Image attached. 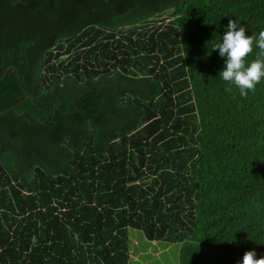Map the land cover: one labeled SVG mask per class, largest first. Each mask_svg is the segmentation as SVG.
Wrapping results in <instances>:
<instances>
[{
    "label": "trees",
    "instance_id": "1",
    "mask_svg": "<svg viewBox=\"0 0 264 264\" xmlns=\"http://www.w3.org/2000/svg\"><path fill=\"white\" fill-rule=\"evenodd\" d=\"M229 19L258 37L264 0H0V264H132L130 229L264 257V81L226 90Z\"/></svg>",
    "mask_w": 264,
    "mask_h": 264
},
{
    "label": "clouds",
    "instance_id": "2",
    "mask_svg": "<svg viewBox=\"0 0 264 264\" xmlns=\"http://www.w3.org/2000/svg\"><path fill=\"white\" fill-rule=\"evenodd\" d=\"M247 29L235 19H229L222 43L214 45L212 50H218L225 58L223 70L219 73L223 81L229 84L227 91L231 92L234 85L241 97H247L249 92H255L257 84L264 81V30L258 37L246 35ZM254 49H259L256 58L249 63L248 57ZM242 264H264V257L257 258L255 250L246 251Z\"/></svg>",
    "mask_w": 264,
    "mask_h": 264
},
{
    "label": "rangeland",
    "instance_id": "3",
    "mask_svg": "<svg viewBox=\"0 0 264 264\" xmlns=\"http://www.w3.org/2000/svg\"><path fill=\"white\" fill-rule=\"evenodd\" d=\"M168 12L165 11L157 18L167 21ZM63 56H65L63 54ZM129 245L134 252H131L132 264H175L178 245L177 243H168L164 241H148L140 231L129 230ZM134 261V262H133ZM137 262V263H136Z\"/></svg>",
    "mask_w": 264,
    "mask_h": 264
},
{
    "label": "water",
    "instance_id": "4",
    "mask_svg": "<svg viewBox=\"0 0 264 264\" xmlns=\"http://www.w3.org/2000/svg\"><path fill=\"white\" fill-rule=\"evenodd\" d=\"M26 97V96H25Z\"/></svg>",
    "mask_w": 264,
    "mask_h": 264
}]
</instances>
